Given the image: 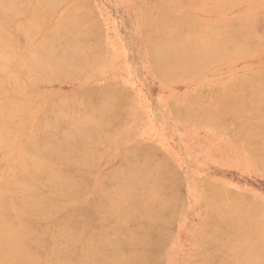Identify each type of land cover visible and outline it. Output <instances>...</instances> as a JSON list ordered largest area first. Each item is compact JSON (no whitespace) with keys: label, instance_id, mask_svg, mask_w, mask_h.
I'll return each instance as SVG.
<instances>
[{"label":"bare ground","instance_id":"bare-ground-1","mask_svg":"<svg viewBox=\"0 0 264 264\" xmlns=\"http://www.w3.org/2000/svg\"><path fill=\"white\" fill-rule=\"evenodd\" d=\"M40 1L43 6L0 0V96L29 93L57 75L73 80L78 64L85 66L83 74L90 73L94 57L84 39L96 31L86 16L80 17L81 7L72 15L67 7L81 1ZM139 1L148 61L163 80L204 76V66L221 59L264 56V7L258 9L264 0H223L219 10L233 12L231 21L221 11L210 16L199 0ZM60 5L66 7L56 26L46 17L35 18L40 9ZM22 8L33 13L23 16ZM231 24L238 29H229ZM40 30L42 40H36ZM18 34L27 40L21 53L11 47ZM226 82L207 79L173 104V110L183 118L230 129L236 141L264 159V61ZM112 89L108 85L100 94L54 100L40 114L26 99L0 102V264H264V202L206 183L200 226L197 234L189 235L196 253L169 259L172 221L162 215L173 203L174 182L166 159L145 144L136 142L114 160L111 172L93 182L92 163L105 147L98 146L114 110L107 111L106 120L91 118V111L109 107L113 101L107 91ZM94 97L100 99L97 106L89 103ZM118 97L121 103H113L124 114L117 136L124 140L129 134L126 119L132 121L135 114L123 106L125 96ZM82 109L87 112L80 115ZM31 118L39 120L28 133L32 125L26 121ZM163 129L169 138L171 130ZM93 131L98 136H91ZM75 200L77 211L64 215Z\"/></svg>","mask_w":264,"mask_h":264},{"label":"rangeland","instance_id":"rangeland-1","mask_svg":"<svg viewBox=\"0 0 264 264\" xmlns=\"http://www.w3.org/2000/svg\"><path fill=\"white\" fill-rule=\"evenodd\" d=\"M80 1L78 6H67L69 8L68 12H71L72 15V12L77 10L75 8L83 7L85 10L81 8H79L80 12L77 10L78 13H82L80 17L86 16V20H88L86 23H89L87 25L90 28L93 27L92 29L98 33H90L93 34L92 37L90 34H85L87 36L84 39L86 49L92 52L91 54L94 57L90 65L89 75L83 74L85 66L78 64L75 68L78 70V74L73 80L62 79L60 75L53 76L46 79L45 82L43 81V84L29 93H5L0 96V102L5 98L12 102H20L26 99L29 101L31 109L40 114L41 110L44 111L46 106H49L54 100L62 102L69 97L76 99L92 91L100 94V90L106 89L108 85H110V89L118 87V90L107 91L109 92L108 100L121 103L122 99L118 96L122 97L124 95L125 97H122L124 99L123 106H125V109L130 108V111L135 114L132 121L126 119L129 124V134L124 140H120L117 136L119 122L124 114V111L120 109V105L116 106L115 103L109 102V107L106 105V107L99 108L97 106L100 101L99 98L94 97L89 100L91 105L97 106L91 111V118L99 116L106 120V115L109 114L107 111L114 110L113 114H110L113 117V119H110L112 124L105 128L106 133L102 132L101 134L102 145L98 147L103 145L105 147L100 150L101 154L98 153V158L92 163L95 175L92 180L94 182L98 177L103 178L111 172L115 166L114 160L128 153L131 146H134L136 142L139 145L145 144L144 146L155 154L163 156L168 164L167 168L172 174L174 184H171L170 188L175 194L172 205L170 208H164L162 215L168 222L172 221V224L169 225L171 236L169 235L168 241V257L172 261H175L178 257H181V259L191 257L196 253V249L191 245L189 235L197 234L201 216L204 212L201 197L203 194L202 186L205 183L212 184L220 190H232L264 202V159L262 156H258L261 158L259 159L256 153H254L255 155L250 153L251 151L246 146H242L236 141L230 129L203 121L201 123V120L197 118L192 119L184 116V119L174 112L173 104H177L193 94L207 79L226 84L228 77L232 74L238 75L245 68L258 69L260 63L264 61V56L257 55L234 60L221 59L217 64L204 66V76L163 80L157 76L148 61L147 51L143 43L146 32L139 22V5L142 3L141 1ZM143 1L149 2L150 0ZM222 1L199 0V3L201 8L209 11L210 16L218 15L221 11V15L231 21L234 16L233 12L219 10ZM22 2L28 4V6H36L39 2L42 5L40 0L29 2L22 0ZM247 5L252 7L250 3H247ZM60 6H54L52 9H45L44 11L42 8L35 15V18L37 17L43 21V17H46L47 23L54 27L59 22V17L63 15V9L66 7V5ZM263 7L264 5H261L258 9ZM262 12H264V9ZM32 13L33 10L22 8L23 16L30 17ZM263 15L264 13H262L261 20L264 18ZM231 28L238 29V26L231 24L229 29ZM41 34H43V30L36 34L35 39L42 40L39 37ZM13 40L14 44L11 47H14V51L21 53L25 50L27 46L25 35L18 34L17 38ZM87 43H89L88 47ZM258 43L260 44V42ZM256 45L257 43L250 46L256 47ZM241 86L238 88L240 92L244 87ZM117 91H120V93H117ZM75 107L76 105H72L71 110ZM72 111L77 113L79 110ZM193 111L198 113L197 110ZM86 112V109H82L80 115ZM38 120L31 118L26 121L29 125H32L27 129L28 133L33 130L32 128ZM197 123L199 124L197 125ZM163 126L169 127L172 137L168 138L164 134ZM90 134L93 137L98 136L95 131ZM187 145H189V150L186 152ZM193 157H196V159H193ZM7 163L10 164L8 160ZM78 205L79 200L72 202L64 211V215L74 214Z\"/></svg>","mask_w":264,"mask_h":264}]
</instances>
